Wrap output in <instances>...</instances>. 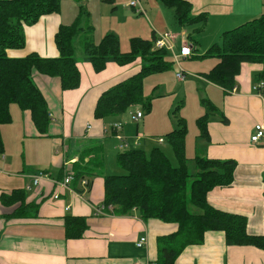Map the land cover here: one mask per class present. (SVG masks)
<instances>
[{
    "label": "crops",
    "instance_id": "1",
    "mask_svg": "<svg viewBox=\"0 0 264 264\" xmlns=\"http://www.w3.org/2000/svg\"><path fill=\"white\" fill-rule=\"evenodd\" d=\"M188 1L193 6L194 16L205 13L207 23L217 24L220 31L264 14L262 0ZM62 17L61 13L44 16L35 25L25 27L26 47L9 50L8 56L20 59L35 53L42 58L59 57L55 36L60 26L70 25ZM178 41L180 49L184 42L192 47L197 45L191 36H178L176 44ZM196 49L193 47V58ZM84 57H76L81 73V84L76 90L63 91L59 78L34 73V82L50 111L48 135H40L30 112L16 104L10 107L11 115L21 110L20 114L15 119L12 115V123L2 126L0 264H154L152 262L158 257L157 239L177 229L175 224L159 220L145 222L137 211L118 216L108 210L98 215L96 209L104 205L102 177L93 179L85 193H82L80 182H72L69 188L58 184L80 165L72 161L79 158L84 149L96 142L103 144L101 140L108 129L105 121L94 115L101 94L137 73L142 66L140 59L126 66L110 63L97 73ZM261 69L260 65L244 64L237 77L235 93H226L217 86L222 97L216 106L229 123L213 117L208 125L209 138L200 137L193 157H187L190 174L198 172L196 157L237 162L233 185L214 189L208 200L218 209L246 216L248 231L253 235H264V140L258 144L251 141L255 126H264V98L254 91ZM9 127L28 130V135L22 133L21 140L30 137L47 141L50 154L48 161L39 165L45 168L41 169L45 176L39 186H33V179L41 172H35L36 167L27 165L24 159H16L9 150L5 151L3 130ZM104 175H107L105 168ZM13 192L22 194L24 201L16 198L15 202L3 203L2 196H11ZM56 194H60L59 199L54 198ZM190 204V213H201ZM15 213L20 216L13 217ZM70 217L87 219L89 227L79 239L67 234L66 220ZM143 236H147L148 244L139 249L136 243ZM175 264H264V251L255 247H229L224 232H208L202 244L186 248Z\"/></svg>",
    "mask_w": 264,
    "mask_h": 264
},
{
    "label": "trees",
    "instance_id": "2",
    "mask_svg": "<svg viewBox=\"0 0 264 264\" xmlns=\"http://www.w3.org/2000/svg\"><path fill=\"white\" fill-rule=\"evenodd\" d=\"M158 1L176 11L177 21L182 28L207 24V15L194 16L193 6L188 0ZM103 2L113 5L115 0ZM60 11L61 0H0V153L3 152L2 126L12 123L10 107L13 104L23 111H29L40 135H48L50 111L45 97L34 82V73L59 78L63 91L80 87L76 39H82L84 60L92 64L97 73L104 71L110 63L126 66L138 59L142 61L137 73L101 94L94 112L98 120L118 118L134 106H142L150 112L152 103L144 99V79L171 67L168 63L169 52L164 49L153 51L156 41L154 32V44L134 39L131 53H123L116 35H107L96 45L91 38L92 27L82 28L79 22L75 26H60L55 36L59 51L57 58H42L35 53L20 59L8 56L9 50L26 47L25 27ZM221 40V44L214 45L203 56L219 59L205 79L229 93L237 85L242 66L256 64L262 67L256 81L264 83V14L225 31ZM260 94L264 98V87ZM204 106L207 112L199 120L200 137L208 139V125L214 116H218L224 124H228L229 120L212 102L205 101ZM178 124L179 129L167 134L175 148L177 167L158 148L152 150L150 157L143 150L134 149L118 156V165L125 174L104 175L105 149L102 143L96 142L80 153V165L73 170L74 183L83 178L92 182L96 177H102L103 203L111 206L114 215L126 216L137 211L145 222L159 220L177 226L173 233L157 239L158 257L152 263L175 264L186 248L202 244L208 232H224L229 247H255L264 251V235L249 233L246 216L218 209L208 200L214 189L233 185L237 162L196 157L198 172L192 176L188 172L185 155L187 128L183 120H179ZM16 198L23 200L22 194L13 192L11 196H2V202H15ZM190 202L201 210L200 214L190 213ZM12 216L18 217L20 213ZM88 227L86 218L70 217L66 220L67 234L73 238H81Z\"/></svg>",
    "mask_w": 264,
    "mask_h": 264
},
{
    "label": "rangeland",
    "instance_id": "3",
    "mask_svg": "<svg viewBox=\"0 0 264 264\" xmlns=\"http://www.w3.org/2000/svg\"><path fill=\"white\" fill-rule=\"evenodd\" d=\"M140 1L143 14L129 7L132 2ZM262 7L264 12V0H262ZM60 13L67 24L75 26L79 22L82 28L91 26L93 29L91 38L96 45H99L107 35H116L120 40L123 53H131L134 39L154 44V31L161 35L172 33L178 36L186 35V38L191 36L196 41L197 49L194 58L181 60L182 69L170 56L168 58L170 69L144 79V99L152 103L151 111L148 112L142 106H134L116 119L104 120L108 131L101 140L105 146V173L107 175L125 174V171L118 165V156L122 152L134 149H141L147 157H150L152 150L158 148L170 159L172 165L177 167L179 164L175 148L167 138V134L179 129L178 121L183 120L187 128L185 155L193 157L196 146L201 140L199 120L207 112L204 102L210 101L216 105L222 97L220 89L205 79V75L217 65L219 59L203 58V56L214 45L221 44V35L225 31H220L219 26L213 22L203 27L199 25L182 28L177 21L176 11L167 8L158 0H115L113 5L103 0H83L82 2L61 0ZM252 20L251 18L249 21ZM244 23L246 22L239 25ZM81 40L79 38L75 41L77 58L84 55ZM178 45L180 47L179 41L177 44L175 41L176 53L180 52ZM182 71L186 74V79L179 81L177 74ZM20 112L21 110L14 111V115L12 113L14 119ZM139 113H143L144 118L137 121ZM115 125L123 127L120 136L124 143L118 140L113 129ZM8 129L3 130L5 151L9 150L16 159H24L27 165L36 167L35 172H43L44 170L41 171V169L45 168H39V165L49 159L50 150L47 149V141L30 137L21 140L19 138L23 137L22 133L27 134L28 130H13L11 127ZM140 136H143L142 140L139 139ZM161 139L165 140L163 144L159 143ZM123 144L126 146L125 149H121ZM190 167L193 171V166ZM195 174L194 172L191 175ZM190 206L193 207L191 204Z\"/></svg>",
    "mask_w": 264,
    "mask_h": 264
},
{
    "label": "built area",
    "instance_id": "4",
    "mask_svg": "<svg viewBox=\"0 0 264 264\" xmlns=\"http://www.w3.org/2000/svg\"><path fill=\"white\" fill-rule=\"evenodd\" d=\"M129 7L133 8L134 10H137V12L139 14H143L142 8L140 9V7H141L140 2H132ZM177 38H178V35L172 34V33H167L164 35L156 34L155 49H164L167 52H169L171 54V56L173 57L175 63L180 67V69H182L181 68V60L193 58V47L191 45H189L187 42H184L183 46L180 49V52L176 53L175 47H174V42L176 41ZM177 79L179 81H184L186 79V74L182 71L181 73L177 74ZM263 87H264V83H259L257 86L254 87V91L258 95H260L261 97H263V96L260 94V90L263 89ZM235 92H236V87L233 90H231L229 93H235ZM143 118H144L143 113H139L137 115L136 120L140 121ZM113 129L116 132V136H117L118 140L124 143L123 139L120 136V132L123 129L122 125H115L113 127ZM141 137L142 136H140L139 139H141ZM262 140H264V126L262 124H258L255 126L254 134L252 135L251 141L254 144H258ZM160 142L163 143V142H165V140L161 139ZM125 147L126 146L123 144L121 146V149H125ZM78 162H79V158L72 161V163H78ZM44 176L45 175H43V174H39L37 176H34L33 186L34 187L39 186L41 179ZM72 182H74V176H73V172L70 171L67 173L66 178L58 184L63 188H69V185H71ZM80 185H81L82 193H85L90 189L91 181L88 178H83L80 181ZM54 198L59 199L60 194H56L54 196ZM108 210L112 211L111 206L109 207L106 205H102L101 207L96 209V213L98 215H104L106 213V211H108ZM147 244H148V238H147V236H143L136 243V246H137V248L142 249ZM154 264H157V263H154Z\"/></svg>",
    "mask_w": 264,
    "mask_h": 264
},
{
    "label": "bare ground",
    "instance_id": "5",
    "mask_svg": "<svg viewBox=\"0 0 264 264\" xmlns=\"http://www.w3.org/2000/svg\"><path fill=\"white\" fill-rule=\"evenodd\" d=\"M121 132H122V131H121ZM121 132H120V133H121ZM39 174H43V175H44V173H43V172H41V173H39ZM39 174H38V175H39ZM36 176H37V175H36Z\"/></svg>",
    "mask_w": 264,
    "mask_h": 264
}]
</instances>
